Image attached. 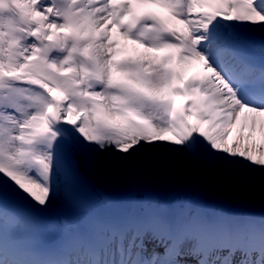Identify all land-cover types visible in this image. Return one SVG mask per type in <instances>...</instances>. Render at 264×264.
Segmentation results:
<instances>
[{"label":"snow or ice","instance_id":"6c2138e0","mask_svg":"<svg viewBox=\"0 0 264 264\" xmlns=\"http://www.w3.org/2000/svg\"><path fill=\"white\" fill-rule=\"evenodd\" d=\"M254 33L264 39V0H0V185L43 209L61 161L75 168L82 151L127 159L163 150L218 164L238 183L259 173L264 194V68L256 76L234 47ZM151 224L168 235L152 236L166 261L147 253L148 232L137 228L113 230L108 247L79 264L203 256L186 251V225ZM220 230L233 245L197 264H264V218ZM0 264L66 261H10L0 229Z\"/></svg>","mask_w":264,"mask_h":264},{"label":"rangeland","instance_id":"374dc122","mask_svg":"<svg viewBox=\"0 0 264 264\" xmlns=\"http://www.w3.org/2000/svg\"><path fill=\"white\" fill-rule=\"evenodd\" d=\"M239 42L243 43L241 40H238ZM244 46V43H243ZM159 153H163V163L165 164V168L167 171V178L168 181L171 183L173 188L176 187L175 179H174V172H173V165L174 162L177 160L184 166V172L181 170V176L182 178V185H183V179L188 178V174L190 171V176L193 175L195 166L191 165L190 167L187 166V164L190 162L191 158L187 155H182L180 153L170 154L165 153L163 150H160L158 153H148V154H141L140 158H142L144 167L143 171L137 175V178L135 179L134 176V170L132 169V173H129L127 171H124L121 167L123 165V162H137L138 156L134 157H128L127 159H118L116 156L105 154V153H90L87 156H83L82 152L80 154V161L82 163V166L84 167L83 173L79 171L78 166L75 168H70V171L75 174L76 178L71 179L68 178L64 173L59 170V174L57 173L54 178V185L56 188V196L55 199L52 201V203L48 206L53 209L57 210H69L72 212H78V211H84L83 208L92 204L96 200H99L101 197L99 196L97 188H95L94 185H101L104 187H107L108 190L112 192H118L123 194H128L132 196H136L139 198L143 197V194L145 191L149 188V186L157 182L156 181V174L151 167L153 165V157L156 156ZM145 160L147 163L145 164ZM130 168V167H129ZM190 169V170H189ZM78 171V172H77ZM83 174H86L88 178H90L94 184L87 183L83 180ZM203 183L205 182V192L208 191L209 182L206 181L205 177L202 178ZM69 188H76L78 194L81 198V201L86 203L85 204H78L76 201H72L70 199V196L67 195V190ZM158 190L160 195H166L168 192L166 191V187L164 186V183L161 182L158 185ZM12 193L16 194L14 190H11ZM136 195H135V194ZM139 198H133L138 199ZM70 199V201H69ZM132 201V200H131ZM239 202H243L242 200H239ZM191 210V212H187V215L189 213V217L185 218V225L188 221H190L191 217L193 216V219L201 222V209L198 208V206H194ZM185 215V217L187 216ZM2 216V214H0ZM110 215H108V220H110ZM223 216L221 215V222H222ZM5 218L0 217V226L4 225L6 222ZM17 230V229H16ZM197 230L193 231L194 232ZM14 232V230H8L3 232L4 234ZM155 231H152V234H154ZM217 236V231H215V238ZM99 241L102 242V240L108 241V237H106V234L103 236L101 233L98 234ZM215 242V240H214ZM159 257L161 260V255L155 256ZM163 261V260H162Z\"/></svg>","mask_w":264,"mask_h":264},{"label":"bare ground","instance_id":"6f19581e","mask_svg":"<svg viewBox=\"0 0 264 264\" xmlns=\"http://www.w3.org/2000/svg\"><path fill=\"white\" fill-rule=\"evenodd\" d=\"M253 35V34H252ZM238 55L246 58L247 60H251V56L249 54V51H236ZM198 69L197 68H193L190 70V72L188 74H193L195 71H197ZM233 135H235V130H233ZM256 139L259 140L260 137H259V134H256ZM230 140H231V137H230ZM163 153H159L157 154L156 156H154L152 159H153V165L151 166L156 174V181H157V184H159L160 182H165V185H166V191L168 192V194H166L167 198L172 196L176 191H179L181 190L180 186L182 185L181 183V176H179V174L181 175V170L182 172H184V166L179 162V161H175L174 162V165H173V172H174V179H175V184H176V188L172 189L174 186L171 185V183L168 181V178H167V171H166V168H165V164L163 163ZM203 162V161H200V163ZM206 162V161H204ZM147 163V161L145 160V164ZM63 164V162H62ZM137 164V162H136ZM207 165V162L205 163ZM135 163L134 162H123V165H122V169L124 171H127L129 173H132V167H135L134 166ZM191 165H194L195 166V171L197 170V163H196V160H193L191 159L190 162L187 164V166H191ZM205 165V166H206ZM130 167V168H129ZM190 170V169H189ZM204 176L206 177L207 181L209 182V187H208V191H207V197L211 198V201H209L211 204L210 206H215V207H221V208H227L229 209L228 205L227 204H224L222 202L223 199H226L228 198L229 199V203L231 205H234L233 202L235 203V205H241L239 203V200H242L243 202L246 201V205L247 206H253L255 205L256 203H259L260 204V210H253L252 208H240V211L237 212L236 210H232V211H235L237 212L238 214H243L245 209H247L248 212H255V211H264V194H262L261 192V188H260V178H259V173L256 174L255 178L251 181H243V182H240L238 183L236 181V179L234 178L233 175H229V174H226L224 172V170L217 164L215 167L211 166L209 163H208V167L207 169L204 168ZM188 178L186 179V181L184 183H187L188 184V187H190V184L193 185V182H192V177L190 176V171H189V174H188ZM156 183V182H154ZM202 187L203 185L202 184H195V191L198 193V194H201L202 193ZM68 193L71 194V197L74 198L76 197L77 199H80L79 197V194L76 190V188H69L68 190ZM205 200V199H204ZM76 201H79V200H76ZM163 202V200L159 203V206L160 204ZM150 204H145L143 202V208L144 211L142 212V215H143V220L141 221V223L139 221H132V225L136 228L138 226V224L140 223V226H141V229L142 230H146L147 227V222L146 220H148V218L151 217V214L154 212V210L151 208V206L149 207ZM178 211H179V217H178V222H180V218L184 216V207L182 206H178ZM164 209L162 208L160 211H159V215L157 217L158 220L160 221H163L165 222V218H162V214L164 213ZM55 216L57 218H60L62 219L64 216L61 215V214H55ZM236 216H227V223L230 222V221H233L235 219ZM146 218V219H145ZM32 220V217L31 216H28L27 217V221L28 222H31ZM64 221V220H63ZM17 224V222H14L12 224H10L9 226H7L6 228H4L5 231H8L10 229H12L14 227V225ZM146 227V228H145ZM153 229H156L155 233H159L160 232V227L158 224H154V226L152 227ZM213 227L211 226H206V229H207V233L211 231ZM144 230V231H145ZM13 234L12 233H9L7 234V238H9L10 236H12ZM23 237V236H22ZM21 235L19 236V238L17 239L16 241V247H18L23 239H22ZM19 240H22L21 242H19ZM186 241V248L190 247V246H196V238L194 237L189 239L187 237V239L185 240ZM209 242V239L206 240V243ZM84 246V245H83ZM232 245H230L229 247H231ZM204 249V248H202ZM237 255H239V253H237ZM194 257L193 254H191L189 256V258H192ZM183 259V257H181Z\"/></svg>","mask_w":264,"mask_h":264}]
</instances>
